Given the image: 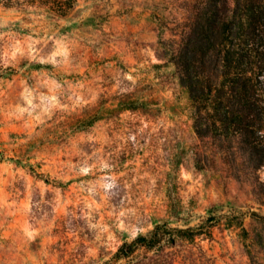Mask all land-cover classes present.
Wrapping results in <instances>:
<instances>
[{
  "label": "rangeland",
  "instance_id": "obj_1",
  "mask_svg": "<svg viewBox=\"0 0 264 264\" xmlns=\"http://www.w3.org/2000/svg\"><path fill=\"white\" fill-rule=\"evenodd\" d=\"M196 1L0 0V264H99L209 217L212 264H264V168L197 134L170 59Z\"/></svg>",
  "mask_w": 264,
  "mask_h": 264
},
{
  "label": "trees",
  "instance_id": "obj_2",
  "mask_svg": "<svg viewBox=\"0 0 264 264\" xmlns=\"http://www.w3.org/2000/svg\"><path fill=\"white\" fill-rule=\"evenodd\" d=\"M48 5L66 16L77 0H6ZM182 46L171 56L190 93L195 129L237 144L251 169L264 168V0H197ZM136 100L122 105L135 111ZM262 186L264 204V182ZM213 217L198 226L156 223L99 264H212L202 240L214 239Z\"/></svg>",
  "mask_w": 264,
  "mask_h": 264
}]
</instances>
